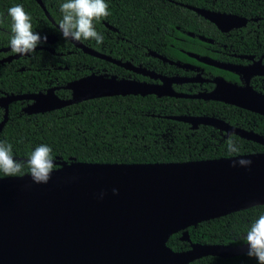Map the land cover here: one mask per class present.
I'll list each match as a JSON object with an SVG mask.
<instances>
[{
	"label": "water",
	"instance_id": "water-1",
	"mask_svg": "<svg viewBox=\"0 0 264 264\" xmlns=\"http://www.w3.org/2000/svg\"><path fill=\"white\" fill-rule=\"evenodd\" d=\"M36 1L54 23L42 0ZM187 7L213 21L224 17L221 13ZM47 38L48 44L57 39L54 34H48ZM73 42L94 56L120 64ZM40 48L38 45L36 49ZM0 50L6 52L11 48L9 45ZM18 56L14 53L0 58V63ZM198 58L232 69L206 57ZM215 81L214 91L186 95L90 74L65 85L72 91L66 99L51 94L52 90L45 94L1 96L4 115L0 129L7 120L8 104L15 100L32 99L24 112L37 113L121 94L215 99L264 116L263 96L245 95L241 88L221 78ZM168 85L169 80L165 79L164 87ZM168 118L185 121L191 127L211 125L264 145L261 135L220 118L186 115ZM241 158L251 160V165L231 166ZM257 205H264V152L164 163L72 162L54 169L46 184L33 183L30 174L2 177L0 264H189L206 255L232 257L245 253L246 242L235 246L190 243L189 249L174 251L167 240L180 231V239L189 241L188 227Z\"/></svg>",
	"mask_w": 264,
	"mask_h": 264
},
{
	"label": "trees",
	"instance_id": "trees-1",
	"mask_svg": "<svg viewBox=\"0 0 264 264\" xmlns=\"http://www.w3.org/2000/svg\"><path fill=\"white\" fill-rule=\"evenodd\" d=\"M220 1V0H219ZM228 1L231 5L232 0ZM52 23L36 0H0V49L9 46L11 19L7 11L16 4L23 5L32 17L33 30L42 36L54 34L57 40L47 49H36L26 57L13 58L0 63V96L35 91L41 79L32 77L35 70L18 71L19 67L43 65H69L74 67L77 60L66 58V49L73 47L62 37L56 25L62 18L60 5L65 0H42ZM110 15L95 22L96 30L104 35L102 44L113 48L115 36L139 41L146 37L148 47L155 48L156 37L175 40L181 29L192 28L185 22L190 17L202 18L190 9L180 6L189 4L197 7H211L210 0H106ZM220 4L216 8H222ZM111 25V30L105 25ZM85 45L100 50L102 44L95 40H81ZM48 44V43H47ZM124 46V43H122ZM168 46V44H167ZM108 48V47H107ZM9 52V51H8ZM7 52V53H8ZM63 53V55L59 54ZM6 55L0 50V58ZM89 59H95L88 54ZM80 58V56H79ZM96 60V59H95ZM101 61V60H99ZM80 66V65H79ZM83 68V67H82ZM42 71V70H41ZM88 71L85 67L84 72ZM61 72L59 83L64 84L73 75ZM35 89V90H34ZM68 92L67 90H64ZM182 97L154 95H113L82 100L60 108L26 113L22 107L26 102L15 100L8 104L7 120L0 129V142L12 145L15 159L27 161L30 153L39 145L52 149L55 168L72 162L87 163H164L217 159L236 155L264 152V145L242 138L234 133H225L211 125L198 124L196 127L182 120L168 116L216 117L231 125L253 130L264 138V116L221 102L202 103ZM0 107V118L3 116ZM229 135L240 151H228ZM30 174L27 167L23 174ZM21 176V175H17ZM7 177L0 172V178ZM264 214V205L252 206L220 217L201 221L187 228L189 241L181 240V232L170 235L167 245L174 251L187 250L190 243L210 245H241L245 243L246 229L259 215ZM189 264H257L255 258L245 253L220 257L206 255Z\"/></svg>",
	"mask_w": 264,
	"mask_h": 264
},
{
	"label": "flooded vegetation",
	"instance_id": "flooded-vegetation-1",
	"mask_svg": "<svg viewBox=\"0 0 264 264\" xmlns=\"http://www.w3.org/2000/svg\"><path fill=\"white\" fill-rule=\"evenodd\" d=\"M210 1L211 7L209 8L176 2L186 8H188L187 6H191L224 15V17L219 16L216 19L217 21H213L190 9L202 18H187L185 22H187L192 30H179V34L175 40L176 44L169 40L163 41L165 39L163 37H156L155 48L150 49L146 37L139 41L126 37L123 41V38L116 35L112 44L113 48H110L109 44L104 43L100 46V50H98L89 44L85 45L82 41H79V43L87 46L90 50L108 56L120 62V64L94 56L89 51H84L81 47L75 45L73 41L69 40L73 47L66 49L64 54L68 58L72 53H76L77 56L71 57V60L75 59L79 62L77 64L74 63L73 68H70L69 65L54 66L51 64L49 66L43 65L41 69L37 68L36 65H22L17 70L20 72L26 69L35 70L33 71L35 74L31 73V76L40 78L41 85L35 86V91H26L20 94H45L49 90H52L51 94H55L61 99H66L72 95V91L65 87L69 82L90 74H102L106 77H113L116 81L135 82L151 86L161 92L170 89L176 93L186 95H197L214 91L216 87L215 80L221 78L241 88L245 92V95L255 93L264 97V0H232L231 5L225 0ZM219 2L223 5L221 9L216 8L219 6ZM105 25L109 24L105 23ZM56 27L59 30L58 25ZM110 29L116 30L112 26ZM122 43H124V46ZM51 45L47 43L42 44L40 45L42 46L40 49L46 50V48H50L51 51H48L53 53ZM7 52H5L6 55L4 57L14 54L11 50ZM84 53L96 60L89 59L90 63L86 64L85 57L81 55ZM59 54L63 55V53ZM26 56L29 55H20L16 58ZM198 57H206L210 60L230 65L232 69L220 68L205 63L200 61ZM85 67L88 69L86 72H84ZM60 71H64L65 76L71 74L73 77L66 81V83L60 84L59 77L62 75ZM165 79L169 80V87H164ZM145 95L156 96L155 94ZM165 96L167 95L156 97ZM182 98L198 100L197 102L199 103L205 102L207 104L221 102L201 97ZM19 101L26 102L22 107L23 111L28 104L33 102L32 99H22ZM243 103L247 102L243 101ZM2 109L4 111L3 107ZM207 116L216 117L215 115ZM241 129L253 131L245 128Z\"/></svg>",
	"mask_w": 264,
	"mask_h": 264
},
{
	"label": "clouds",
	"instance_id": "clouds-1",
	"mask_svg": "<svg viewBox=\"0 0 264 264\" xmlns=\"http://www.w3.org/2000/svg\"><path fill=\"white\" fill-rule=\"evenodd\" d=\"M59 11L62 18L58 21V27L64 39L77 42L91 39L98 45L103 43L104 35L96 30L95 22L110 15L106 0H65ZM7 15L11 19L9 45L12 53L29 55L36 51L38 45L47 42V35L42 36L33 30L32 17L24 10L23 5L11 6ZM2 22L3 17H0V23ZM226 143L229 152L240 151L231 135ZM251 163V160L241 158L233 161L231 166L248 167ZM25 167L28 168L33 183L46 184L55 168L52 149L41 144L30 153L25 162L14 158L10 143L0 142V172L6 176H17L23 174ZM112 191L113 194L117 193L116 189ZM102 196L103 193L101 198ZM245 241V254L255 258L257 264H264V214L259 215L247 227Z\"/></svg>",
	"mask_w": 264,
	"mask_h": 264
}]
</instances>
